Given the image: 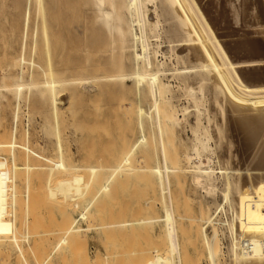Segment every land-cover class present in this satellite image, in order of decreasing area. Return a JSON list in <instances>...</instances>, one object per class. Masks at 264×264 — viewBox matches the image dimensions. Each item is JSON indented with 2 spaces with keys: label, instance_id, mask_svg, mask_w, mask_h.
<instances>
[{
  "label": "bare ground",
  "instance_id": "obj_1",
  "mask_svg": "<svg viewBox=\"0 0 264 264\" xmlns=\"http://www.w3.org/2000/svg\"><path fill=\"white\" fill-rule=\"evenodd\" d=\"M32 9L34 17L30 15ZM256 25H264V0H0V100L11 95L13 118L25 136L30 129L19 125V115L27 89L36 90L47 110L59 118L69 116L82 101L102 100L105 104L109 99L115 106L118 100L122 108L118 112L130 111L132 117H128L135 122L133 148L154 157L147 155L152 157L148 161L154 163L159 181L151 183L159 186V193L149 198L152 202L147 207L150 204L152 209L157 201L161 204L162 226L169 237L164 234L168 241L163 243L169 245L165 249L172 255L170 262L166 259L170 254L161 261L164 258L166 264H183V247L199 244L209 264H264V28ZM33 59L38 61L34 70L30 66ZM126 105L129 110L123 113ZM103 120L109 124L107 118ZM45 128L49 131L50 126ZM24 162L21 166L28 165L23 167L27 171L20 165L18 168L27 175L32 173L30 167L38 171L41 169L36 166L43 163L34 166L31 161L30 166L29 161ZM150 163L145 166L150 170H146L154 173ZM116 169L118 177L115 174L113 179L118 178L123 185L126 170ZM106 177L98 188L101 192L97 189L96 193L114 201L110 195L116 187H112V177ZM150 177L155 175L150 173ZM207 196L212 197L213 204ZM196 199L197 205L192 203ZM132 219L119 221L128 225H116L131 228L147 222ZM89 221L90 227L93 222ZM65 222L56 232L49 231L58 235L52 249L58 256L66 248H77L84 229L77 226L76 218ZM108 226L102 228L109 230ZM47 230L43 234L52 235ZM139 235L144 239L145 235ZM194 238L197 243L188 241ZM222 239L228 240L227 245ZM128 243L131 245L129 239ZM81 252L84 249L79 254L85 257ZM120 255H115L116 264ZM40 264H47L46 259Z\"/></svg>",
  "mask_w": 264,
  "mask_h": 264
},
{
  "label": "rangeland",
  "instance_id": "obj_2",
  "mask_svg": "<svg viewBox=\"0 0 264 264\" xmlns=\"http://www.w3.org/2000/svg\"><path fill=\"white\" fill-rule=\"evenodd\" d=\"M32 10H31L30 15L34 17L35 11L34 9ZM257 27H260V26L256 25L255 28ZM262 27L264 28V25L263 26L261 25V27L258 29H261ZM0 52H1V49H0ZM36 60L37 59H33L32 61H30V64L31 62L33 64V65L32 64L30 65L33 70L36 69L35 68L36 65H34L35 62L38 66V61ZM25 92L27 94H25ZM25 92L23 93L24 99L21 100L22 104H21V111L19 115V121H20L19 125L21 127L23 126L24 129H26V127L27 129L28 128L30 129V134L28 136H25L21 132V129L18 127V124L15 122L13 118L12 111H13L14 105H13V100H12L11 95H9V98L7 97V98H3L0 100V162L3 163V165H1L0 167V264H40L45 259H46L47 264H61V263L68 264L69 262L70 263L74 262L75 264H86V263L87 264H104V263L108 264L106 262H110V264H114V263L116 264L115 260L118 259L116 258V256L118 257L121 252L122 253L119 257V261H117V264L118 263L127 264V262H131V264H137V263L138 264H151V262H153L152 264L154 263L161 264L162 261L164 262V263L162 262V264H166L167 263L166 259L170 262L171 260H169V258L171 259L172 255L170 254V251L167 250L169 248V245H168L169 242L167 243L168 246H165L164 244L165 242L168 241V240H164L166 239V236L168 235V233H166L167 234L166 235L165 232H168V230L166 229L165 226H162V224L165 225V221L163 223L164 211L162 209L161 204L158 201L153 202L154 203L153 208L152 209L150 208L151 207L150 204L152 202V201L150 202L151 198L157 197L154 195H158L159 193V190H158L159 186H156L155 183H154L155 185L151 183V180L153 182H155L156 180L158 181L156 177L155 169H154V163L153 162L150 163L148 161L153 156L150 154V152L145 153L143 150L142 151L143 153H142L141 150H137L136 148L135 149L133 148V143L135 141L136 128L134 127L135 122L133 118H132V121H130V118L128 117L129 115L132 117V115L130 114V111L129 112L127 111L128 113L126 112V110L128 109L127 107L128 104L126 105L125 108L123 107L124 110L127 108L125 111H123V113L124 112L126 113L120 114L118 111L121 110L122 108L119 109L120 106H118L119 104L116 98L114 99L116 100L115 106L112 105L113 103L111 104L108 101L109 99L105 100V104H104V101L101 102L102 100L100 101L98 100L97 101L95 100L87 101L86 100L85 102L82 101L83 103L81 102V104L75 107L74 111L72 110L70 115H69L70 111H68L67 115L69 116H66L65 114V116L59 118V116H57L56 113H51V111L47 110L41 97L39 96L36 90L33 91V88H32V89H27ZM31 93L32 94L36 93L37 96L33 94L36 96L34 97ZM31 95L32 97H30ZM107 101L110 104L106 103ZM102 103L104 104L103 106L101 105ZM25 110L27 113H25ZM115 110H116V113L114 112ZM114 113L116 116L118 113L119 117H116ZM132 114H133V111H132ZM30 115L31 116L33 115L34 117L32 116V119H31ZM22 116L25 118H23ZM29 118L30 120H28ZM103 118H107V120L109 121V124L108 122H104L105 120H103ZM112 118H114L113 121H112ZM117 119L118 121L115 122ZM31 120H32V123H31ZM37 120H38L39 125L36 124ZM25 122L29 123V125ZM119 122L120 124H118ZM127 122H130L131 124ZM44 125L45 126L48 125V129H49V126H50V129L51 128L52 129L51 130L49 129L48 131ZM41 126H43L42 128L44 129V131L42 130ZM132 129L134 130V133L131 132ZM48 133L50 136L48 137L50 139H48L47 137ZM65 133H68V134L71 133V135H69L68 137L67 135H65ZM20 135L24 138L22 139L23 144L22 142L20 143L21 141V138H19ZM67 138H70V141H68ZM47 140H51L53 142V143L51 142L52 145L48 143ZM139 151L141 152V154ZM144 154L146 157L144 156ZM147 155H151L152 157L147 158ZM142 156H144L145 158H142ZM140 157L142 159L147 160L148 163L151 164V168H152L151 170H153L155 174L153 172H150L149 171L150 168L148 167L147 168L149 170L148 171L146 170L147 168L145 166L148 163H146L147 161L145 160L144 161L140 160ZM29 158L30 160H28ZM151 160L152 161L154 160L155 162V159H151ZM11 161L13 163H16L17 166H15V164H12V163L11 165L10 164ZM22 161L23 162L26 161V163L28 162L27 164L30 163L29 164L30 166H31V161H32V164L36 163V165L37 164L39 165L41 162L43 163H41L39 166H36V169L37 167H40L41 170H38L39 172L34 171L35 169L34 167H30V169H32V173L31 175L30 173H28V175H30L28 176L27 173L23 171V170L27 171V169H24V168H28V165L27 166L25 165V167L21 166ZM137 161L139 162L143 161L145 162L146 165L144 166L143 162L138 163ZM7 164H10V165H7ZM18 165H20L19 167L23 170L18 168ZM41 165H42V168H41ZM56 166H58L57 168L59 167L60 168L57 170ZM92 166L93 167L96 166V167L93 168ZM120 166L126 170L127 178L123 179V182L125 183H122L123 185L125 184V186L121 185V183L119 184L118 183L119 181L117 182L118 178H116V180L113 179L115 178L114 175L115 174L117 175L119 171L118 170L116 172V170L118 169V168L116 169V167H119L120 169ZM136 166H138L139 168L144 167L145 170L138 169ZM11 167L13 169H11ZM134 167H136L137 169H133ZM104 168L106 169L109 168V169L107 171L106 169L104 170ZM122 168L120 170H122ZM53 170L56 172L54 173ZM109 170L111 171L113 170L112 173L114 174L112 175L111 171ZM138 170H141V171L143 170L144 172L139 171L138 173ZM33 171L36 172V174ZM106 172H107V175L109 176L106 175ZM109 172L110 174H108ZM120 172L123 174L122 171ZM150 173H152L153 176L155 175V178L152 177V179H150L151 178ZM103 174H105L107 177L103 176ZM105 177L106 179L112 177L111 182L114 183L112 187L114 189L116 187L117 189V190L113 189L114 191L110 195V197H113L114 201H112V198H108L109 196L105 197L103 196L102 193H101V196H99L96 193L98 192V190L101 192V189H98V188L102 187ZM119 178L121 179V177ZM158 182H156L157 185L159 184ZM120 185L123 187L120 188ZM117 187H119L120 189ZM202 194L204 193L202 192ZM41 195L43 197H41ZM102 197L103 198L105 197V198L103 199ZM218 199L220 200V197H218ZM196 200H194L192 203L197 205L199 203L198 202L199 200L198 199ZM206 200L209 202V204H213L212 197L210 198L207 196ZM47 201H48V205H45L47 204ZM148 202H150V204H148V207H147ZM94 203H96V205ZM134 203H137V204H134ZM92 204L94 205L92 206ZM182 205H183L182 207L185 208L184 206L185 203H182ZM136 206L138 210H135L137 209ZM139 207L141 209L140 210L141 212L139 211ZM191 209L194 210L193 208ZM192 210H190V212ZM136 211L138 212L137 214L139 215H136ZM83 213L84 215L85 214L86 215L84 219H81L80 215ZM87 214H90V215L87 216ZM41 215L43 217H41ZM146 215H148V220H147ZM193 215L195 217V213L192 214V216ZM192 216L190 215V218ZM38 218H40L41 220L39 221ZM43 218L44 220H42ZM49 218L51 220H49ZM75 218L77 219V222H76L77 226L84 228L82 233H80L81 234V238L79 237L80 241L78 240L79 238H77L75 241L77 242L78 240V242L76 243L77 248H70V249L66 248V251H64L60 256H58L57 252L53 253V250H52L58 241L57 239L58 235L55 234L57 237L56 238L54 237L55 236L54 233H51V232H54V231L56 232L58 230L57 227L61 229L62 221L64 225L66 223L65 221L69 219H75ZM132 218L133 219L139 218L140 219V220L138 219L139 221L141 220L144 221L142 219L144 218L145 221L147 220V222L144 221L145 223H140V224L138 223L137 225L134 224L133 226H131V228L129 227L130 225L128 227L127 226L119 227L116 225L117 223L119 225L120 223L124 225L125 220L124 222H120V223L119 221L126 219L128 223V219L130 221ZM88 220L90 221L92 220L91 222H93L91 223L90 227L88 225ZM90 221H89V224H90ZM102 221L105 223L100 225ZM41 223L42 224L45 223L43 224V226L44 225L46 226L47 223L51 225L46 226V227L44 226V229H42L43 226L41 225ZM108 223H109V226L107 225ZM146 223L148 226L145 225ZM107 226L109 230L107 229L105 230L102 228V227L107 228ZM45 228L50 229V230H47V232L52 235H48L47 233L43 234V231L46 230ZM136 229H139L140 232H138ZM144 229H146L147 231ZM164 229H166V231ZM130 231L133 232L134 235H130ZM208 232H211V229H208ZM139 234L145 235L144 239H143V236L141 237ZM164 234L166 236H164ZM44 235H46L47 238H45ZM129 235L132 237L131 239ZM221 236L223 237V235ZM126 237H129V238H126ZM138 237H139V240H137ZM128 239L131 245H127L129 244ZM40 240L42 241L41 243H40ZM226 240L227 239L223 240V242L225 241L224 242L225 245H227V242H228V240L227 241ZM81 241H84V242H81ZM188 241H193L194 244L197 243V241H195V238L188 240ZM112 242H115V243H112ZM123 242H125L126 244H124ZM79 243H80V247H79ZM82 243H85L86 245L85 244L82 245ZM122 243H123V246H122ZM191 243L192 242L190 243L188 242V244H191ZM42 245L45 248L47 247L45 251L43 250ZM125 245L129 248L126 249ZM134 245H137V246L135 247ZM192 245L193 244H191V246L188 245V247L186 246L183 247L184 250L186 251L185 253L182 248L183 250L182 257H183V262H184L183 264H190V262L192 264L194 263L195 264L196 263L197 264H209V262L207 261L203 253L202 247H200L198 244L197 245L198 247L194 245L197 248H195L194 246L192 248ZM140 246H142L143 249L144 247H146L147 250L146 249L143 250L145 252V256L143 255L144 253ZM123 247L125 248V250ZM130 247L131 248L133 247V248L131 249ZM165 247L166 248L168 247V248L165 249ZM199 247L202 249V251L198 249ZM81 248L84 249V252L83 253L81 252V253L85 254V257L84 255L79 254L80 251H83V249L81 250ZM137 248L139 249L138 251H136ZM71 249L75 252L71 251ZM126 250L129 253H127ZM165 250H167V252ZM42 251H43V254H42ZM146 251L148 253H151V255L149 254L148 256ZM106 252L109 254H107ZM135 252H137L138 255ZM44 253L47 255H45ZM74 253L75 254L77 253L76 254L77 257ZM73 254L75 255V258ZM134 254L135 256H137L136 257V259L138 258L137 260H135ZM166 254L168 255L170 254V255L168 256ZM42 256L43 257L45 256V258H43ZM46 256L47 257L49 256V258L51 256L50 258L51 262L49 261V259H47ZM70 256H73V257H70ZM163 256L164 258L168 256L165 259V261H164V258L161 261ZM185 256L187 257L186 260H185L186 258ZM156 258H157V261H156ZM190 258H192L193 261ZM144 259L147 261V263L146 261H144ZM80 260H81V263H79ZM222 261L225 262V259L223 258Z\"/></svg>",
  "mask_w": 264,
  "mask_h": 264
}]
</instances>
